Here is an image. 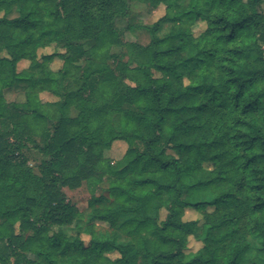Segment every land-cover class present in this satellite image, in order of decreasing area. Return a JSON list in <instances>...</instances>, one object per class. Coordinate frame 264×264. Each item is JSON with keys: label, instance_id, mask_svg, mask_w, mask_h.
Wrapping results in <instances>:
<instances>
[{"label": "trees", "instance_id": "1", "mask_svg": "<svg viewBox=\"0 0 264 264\" xmlns=\"http://www.w3.org/2000/svg\"><path fill=\"white\" fill-rule=\"evenodd\" d=\"M128 1L0 0V264H264V0H139L165 6L145 45L120 39ZM83 181L88 244L62 228Z\"/></svg>", "mask_w": 264, "mask_h": 264}, {"label": "rangeland", "instance_id": "2", "mask_svg": "<svg viewBox=\"0 0 264 264\" xmlns=\"http://www.w3.org/2000/svg\"><path fill=\"white\" fill-rule=\"evenodd\" d=\"M127 14L124 16H118L114 19L115 26L121 31L120 39L122 42H137L141 45H145L149 42V33L147 28L152 26L155 21H157L161 16H163L165 12L164 4H159L157 6H153L149 2H142L139 0H129L128 1V9ZM15 13L10 14L14 16ZM168 25H164L161 31L159 32L162 34L166 32L168 29ZM205 28V22L199 20L193 26L192 30L194 34H198L203 31ZM56 51H62L60 48L55 46L54 44L47 46L45 48L38 49V55L41 56L42 54L52 53ZM110 52L113 53H121L126 51V47L124 44L120 45H113L109 48ZM27 60H21L17 63V70H21L28 65ZM62 60L59 58H54L51 63L50 67L54 70H57L61 67ZM75 89L70 88V93H74ZM3 96L5 100L9 103L12 102H22L25 100L24 90L22 88H10L3 90ZM40 98L43 101H50L55 100L56 97L50 93L42 92L40 93ZM72 116L76 114V111L72 108L69 112ZM39 138H37L38 140ZM126 143L122 140H116L112 143L110 149H108L105 154L106 156L112 160V164L121 156L126 150ZM25 154L28 158V164L33 167L35 171L38 170V166L40 160L44 157L35 149L30 148L29 150H25ZM206 168L210 167V164L204 163ZM107 188V182H103L101 184V188L97 190V193H101L105 191ZM63 191L66 195V199L74 206H76L79 217L74 219L72 224L63 226L65 233L67 235H74L79 230L80 236L83 239L85 244L89 243L90 236L88 235L86 229L87 225L91 223V210L88 207V201L90 198V191L87 188V184L85 181L75 189H69L67 187L63 188ZM105 193V192H102ZM165 215V210L161 211V216ZM200 214L196 212L194 209L186 208L184 215L182 217L183 220H198L200 219ZM95 228L102 229L106 228L107 224L95 221ZM202 245L201 241L196 239L193 235L188 237L187 243V250L188 252L196 251ZM111 258L117 256V253L112 252L109 253Z\"/></svg>", "mask_w": 264, "mask_h": 264}]
</instances>
